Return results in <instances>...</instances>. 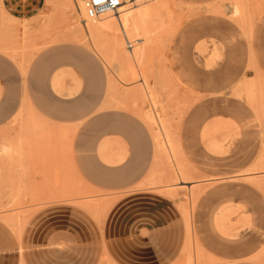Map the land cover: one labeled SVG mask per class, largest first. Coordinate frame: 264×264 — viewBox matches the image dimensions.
<instances>
[{
	"label": "rangeland",
	"instance_id": "374dc122",
	"mask_svg": "<svg viewBox=\"0 0 264 264\" xmlns=\"http://www.w3.org/2000/svg\"><path fill=\"white\" fill-rule=\"evenodd\" d=\"M44 1L21 24L0 0V55L13 67L0 97L10 86L32 112L28 88L43 73L29 69L57 47L59 63L100 69L90 75L101 87L95 94L84 75L57 71L54 92L100 105L52 134L30 113L0 130V264H264V0H163L131 30L133 48L146 45L139 66L123 64L97 30L109 17L85 27L73 0ZM156 118L168 151L157 147ZM132 124L147 168L117 182L111 169L134 161Z\"/></svg>",
	"mask_w": 264,
	"mask_h": 264
},
{
	"label": "crops",
	"instance_id": "0c3cea01",
	"mask_svg": "<svg viewBox=\"0 0 264 264\" xmlns=\"http://www.w3.org/2000/svg\"><path fill=\"white\" fill-rule=\"evenodd\" d=\"M4 6L7 13H9L13 18L18 20L21 24L31 23L39 17L40 12L45 9L44 0H4ZM33 24V23H32ZM203 45L197 47L198 51H202ZM57 47H51L47 53L48 61L44 63H34L29 71L31 73L42 72V84L41 86L29 87L28 94L31 98L32 112H26L22 110L21 93L13 92L12 87L5 89L0 97V130L5 127V125L16 116L18 119H28L27 114H32L35 121L39 122L40 125H45V134L49 130L50 134L56 131L58 121H67L73 119L75 114L83 113L84 108L93 109L100 105V101L96 98L94 101H74L73 98L69 97H58L52 88V79L54 73L57 71H74L84 75L88 88L92 86L94 93L97 94V89L101 87V82L99 75L98 78H94L90 73H98V69L95 65H87L83 63H78L71 60L69 63H59L57 59ZM213 65V59L209 58L206 60V67L210 68ZM12 63L9 59L0 55V79L8 80L12 71ZM95 75V74H94ZM94 78V79H93ZM91 85V86H90ZM200 118L202 115H199ZM144 119V118H143ZM104 118H97L96 126H100ZM145 121V120H144ZM146 122V121H145ZM211 129V124L202 130V141L207 142L209 148L214 145V143L208 139V133ZM130 131L126 135H129L133 140L136 139V146L134 149V161L126 167H114L111 169L113 171V176L117 182H130L135 183L139 180L143 172L147 168V158L148 152L145 146V140L141 129L132 124ZM42 133V132H41ZM153 135V133H152ZM154 137V136H153ZM135 138V139H134ZM156 146V145H155ZM157 150V147H156ZM108 162H113L110 159H106ZM260 166L258 168H262ZM96 170L98 166L94 167ZM256 169V168H255ZM250 256H240L234 257V261L240 262L242 264H247ZM263 260V261H262ZM260 262H264V257L261 258Z\"/></svg>",
	"mask_w": 264,
	"mask_h": 264
},
{
	"label": "bare ground",
	"instance_id": "6f19581e",
	"mask_svg": "<svg viewBox=\"0 0 264 264\" xmlns=\"http://www.w3.org/2000/svg\"><path fill=\"white\" fill-rule=\"evenodd\" d=\"M145 1L148 2V0H145ZM151 1L154 2V4L151 5V8H143V9L137 10L136 13L133 12L132 8L126 7V8L120 9L118 13H115V14H113V13H106V14H104L105 16L102 15L104 20L106 18H108V17L111 19V18H113L112 16H114L116 20H110L108 18L109 20L106 19L107 21L105 20V22H101L99 20L100 18L98 19L101 22V24L99 23L100 25L97 27V30L100 31L101 34L103 33L105 36H107V38L113 44L114 54L116 56H118L119 59H120V61L123 64H125L126 66L127 65L139 66V64L142 62V59L145 56L146 45L143 44V42H141L143 44L142 46H137V47L133 48V45L130 44L129 38H131V30H136L138 28V26H137V20H138V18L145 20L146 17L151 13V10L154 7L160 6L163 3L162 2L163 0H151ZM142 2H144V1H142ZM141 3H138V4L133 5V6H137V5L141 4ZM78 13H79V16L80 15H82V16L84 15V17L82 18V21H83L85 19V14H84V10H83L82 6L80 7V10L78 9ZM239 13L240 12H239L238 7L236 8V6H235L234 11H233V15H237ZM80 20H81V17H80ZM98 20H96V21H87L86 23H84V26L87 27L88 22H90V23H96ZM119 29L124 34V40L121 37V35H123V34L120 35V33H119L120 32ZM91 32H92V34L95 32V29L93 27L91 28ZM90 37L91 36L89 35V38ZM96 39H97V37H96ZM125 41H126V43H128V45L130 44V46H129L131 48L130 51L127 50V47L124 46ZM141 43L138 42V45H140ZM143 86H144V92H146V94L149 96V99L151 100L150 95H149V91H148L149 88L147 87L146 81H143ZM152 104H153V102H152ZM156 119H157L156 121H157V125H158V135H156V139L157 138H161L163 140V145L161 144L162 146L159 147V145L157 144V147H158V149L160 151H162V150L168 151L170 149V146H171V139H170L171 137L169 138L168 136L165 135L164 130H163V125L164 124L161 125L162 123L159 122L160 119L159 120H158V118H156ZM152 124H154V123H152ZM166 132H168V131H166ZM175 144H177V143H175ZM163 152H165V151H163ZM191 264H193V262H191Z\"/></svg>",
	"mask_w": 264,
	"mask_h": 264
},
{
	"label": "built area",
	"instance_id": "2783aa9c",
	"mask_svg": "<svg viewBox=\"0 0 264 264\" xmlns=\"http://www.w3.org/2000/svg\"><path fill=\"white\" fill-rule=\"evenodd\" d=\"M144 0H73L75 6L80 10L82 6L85 14L83 23L96 21L106 13H118L120 9L136 5ZM130 45V44H129Z\"/></svg>",
	"mask_w": 264,
	"mask_h": 264
},
{
	"label": "snow or ice",
	"instance_id": "6c2138e0",
	"mask_svg": "<svg viewBox=\"0 0 264 264\" xmlns=\"http://www.w3.org/2000/svg\"><path fill=\"white\" fill-rule=\"evenodd\" d=\"M97 3H100V0H96Z\"/></svg>",
	"mask_w": 264,
	"mask_h": 264
}]
</instances>
